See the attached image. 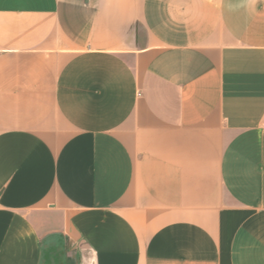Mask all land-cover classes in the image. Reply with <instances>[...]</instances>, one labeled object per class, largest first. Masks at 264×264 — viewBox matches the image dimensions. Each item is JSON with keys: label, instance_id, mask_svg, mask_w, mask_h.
<instances>
[{"label": "crops", "instance_id": "crops-1", "mask_svg": "<svg viewBox=\"0 0 264 264\" xmlns=\"http://www.w3.org/2000/svg\"><path fill=\"white\" fill-rule=\"evenodd\" d=\"M0 264H264V0H0Z\"/></svg>", "mask_w": 264, "mask_h": 264}]
</instances>
